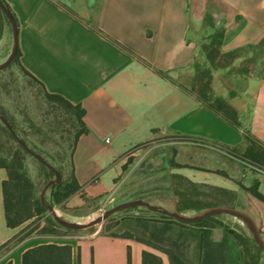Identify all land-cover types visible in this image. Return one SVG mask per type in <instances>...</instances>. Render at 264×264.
I'll return each mask as SVG.
<instances>
[{
  "label": "crops",
  "instance_id": "1",
  "mask_svg": "<svg viewBox=\"0 0 264 264\" xmlns=\"http://www.w3.org/2000/svg\"><path fill=\"white\" fill-rule=\"evenodd\" d=\"M6 1L17 19L21 63L48 91L85 109L89 130L72 154L80 193L177 208L174 188L184 177L236 191L264 236V200L236 182L249 186L258 180L264 195V169L250 170L240 158L249 144L244 131L264 142V68L250 62L247 75L227 74L230 67L213 71L214 93L238 111L240 127L178 82L180 75L194 73L204 28L205 35L224 28V52L262 42L264 0ZM206 12L212 25L204 24ZM244 55L254 56L244 52L232 65L244 66ZM7 177L0 166V246L19 231L6 219ZM163 189L171 195L151 200ZM82 202L80 196L68 199V205ZM146 215L117 224L116 233L16 244L0 255V264H22L23 252L43 242L70 244L72 264H144V251L171 264L167 253L144 240L186 264H240L243 258L226 225L240 230L224 219V225L195 226Z\"/></svg>",
  "mask_w": 264,
  "mask_h": 264
},
{
  "label": "trees",
  "instance_id": "2",
  "mask_svg": "<svg viewBox=\"0 0 264 264\" xmlns=\"http://www.w3.org/2000/svg\"><path fill=\"white\" fill-rule=\"evenodd\" d=\"M2 1L5 3V5L9 8L13 16L15 17V14L12 11L9 3L6 0ZM6 22L9 23L10 21L0 8V39L4 33ZM204 24H213L211 13L206 12L204 16ZM223 36L224 28H217L214 31L207 33L202 38L201 44L199 46L200 55L196 57V59L192 63V67L195 70L194 88L190 89L183 85L182 86L189 92L194 93L206 106H208L214 112L222 115L232 125L240 127L238 111L224 97L215 95L213 91V71L219 68L230 67L227 74L238 73L247 75L250 71L249 65L248 67H245V65L235 67L232 65V61L236 56L242 55L248 49H257L264 42V40L258 45H247L231 51L224 52L221 50ZM20 56L21 49L18 46L16 55L11 63L17 64L25 75L35 80L42 87L45 96L48 98V100L59 102L63 107H68L75 111L76 118L80 126L79 130L75 133L76 145L80 135L88 132L89 130L83 120L85 109L80 103L74 104L63 95L48 91L44 83L40 81L27 68L24 67V65L20 61ZM253 57H245L244 60H246V63H250L254 60ZM7 119L10 121L13 128L17 132L12 121L9 118ZM0 125L13 139H15L2 121L0 122ZM244 139L248 141L249 144L245 149V155H240V158L242 160H251L256 163L258 167L264 169V142L253 136L248 131H244ZM15 141L17 142L16 139ZM25 152L28 153L17 142L15 149L9 152L6 157L0 156V166L4 167L8 173V177L3 182L4 204L6 210L7 223L9 226L12 227L19 226L24 221L30 218L39 217L46 210V208L48 209V207L42 202V199L38 198L35 194L34 182L28 175L23 161ZM42 165L48 170L49 174H54V172L48 169L47 166H45L44 164ZM57 169L61 172L59 168ZM181 179H185L190 186H200L203 187L205 190L202 192L193 191L190 189V187H182L180 183L177 182L176 187L174 188V192L176 195L180 196V200H178V207L180 208V210L183 209V207H189L187 206L189 205V202L196 203L197 205L195 207L201 210L212 205L232 206L233 204L231 202L237 199V193L232 189L205 183L193 182L184 177H181ZM236 182L240 185V187H242L246 191L252 193L259 199L264 200V195L259 191L258 188V180H254L252 185L249 186L245 185L241 181ZM50 188L51 201L55 203H61L62 201L66 200L71 194L81 190L82 185L76 178L72 166V171L69 177L65 179L62 176V179L59 182L53 184ZM189 195L190 197H188L187 199L186 197ZM158 216L163 219L174 220L182 224H190L195 226L224 225L223 221L218 215L207 216L201 220L192 223H185L161 213H158ZM112 217L113 215L109 218ZM48 223L51 226H61L54 220V218H49ZM226 228L236 240V242L242 246L243 258L240 264H261L260 256L264 253H262L263 251L258 247L253 237L252 243L260 253L253 251V247H250L249 245V239L242 232L232 229L228 225H226ZM49 232L53 231L50 230ZM17 236L18 234L13 236L8 241L4 242L0 246V251L8 247L10 244L14 243ZM124 236L128 235L124 234ZM144 241L167 253L170 258L171 264H186L178 255H176L170 249L158 246L149 240ZM143 259L144 264H163L160 256L148 251L143 252ZM5 264L13 263L10 260ZM22 264H72V246L68 243H40L38 245L27 248L23 252Z\"/></svg>",
  "mask_w": 264,
  "mask_h": 264
},
{
  "label": "rangeland",
  "instance_id": "3",
  "mask_svg": "<svg viewBox=\"0 0 264 264\" xmlns=\"http://www.w3.org/2000/svg\"><path fill=\"white\" fill-rule=\"evenodd\" d=\"M204 31L208 32V28H204ZM199 32L202 34L203 29H200ZM205 33L202 34V37L205 36ZM12 47L13 31L11 23L6 22L4 33L0 39V62L8 57ZM245 53L254 55V60L252 62L255 68H264V42L257 49H248ZM245 62L246 60L243 62L244 65H250V63ZM194 78L195 70L192 75L191 73L180 75L178 82L187 88L193 89ZM213 83L214 75L212 85ZM0 111L12 121L17 130V134L21 138L56 168H59L65 179L69 177L72 171L71 160L75 148V133L80 128L73 109L68 107L65 108L59 102L48 100L42 87L35 80L25 75L17 64L10 63L7 67L0 70ZM16 145L17 142L15 139H13L0 125V156L6 157L9 152L15 149ZM245 149L240 152V155H245ZM23 161L28 175L34 182L35 194L41 199L44 185L49 179L54 177V174H49L48 170L43 167L41 162L29 153H24ZM243 161L244 166L250 170H255L254 167H258V165L251 160L244 159ZM178 182L182 187H190L193 191L202 192L205 190L200 186H190L185 179L180 178ZM253 182L254 180L251 181L249 185H252ZM50 187L44 194L45 203L52 204L56 208L58 215L75 222H89L117 203L128 201H120L121 199L113 198L114 195L103 197L85 196L84 193H80L79 190L71 194L61 203H55L51 201ZM134 190L136 189H133V191ZM159 192H161L160 197L151 195V200H163L171 195L167 189L158 190L156 193L159 194ZM79 196L82 197V203L68 205V199L72 197L78 198ZM174 196L177 200H180V196L176 195L175 192ZM188 197H190V195L186 198L188 199ZM231 203L233 204L232 206L241 209L245 208L238 199L233 200ZM167 204L168 205L163 204L160 206H165L169 209H172L174 206L172 203ZM196 205L197 204L194 202H189V205H187L189 207H183L181 210L186 213H195L200 210L195 207ZM177 208L180 210L179 207ZM153 212L154 211L145 206L129 207L114 213L112 218H107L93 226L82 229H70L63 226H51L48 223V219H53V216L51 211L46 208L41 216L30 218L18 226V236L14 243L3 249L0 255L4 254L5 251L9 250L12 246L23 242H40L52 238L70 239L82 233H116V229H118L116 227L117 224L127 222L135 217L148 216L146 214ZM154 213L158 214V212ZM218 216L230 222L234 227L240 230L249 239V245L253 247V251L260 253L252 243V234L242 220L224 213ZM50 230L53 232H49ZM262 262L264 263V261Z\"/></svg>",
  "mask_w": 264,
  "mask_h": 264
},
{
  "label": "water",
  "instance_id": "4",
  "mask_svg": "<svg viewBox=\"0 0 264 264\" xmlns=\"http://www.w3.org/2000/svg\"><path fill=\"white\" fill-rule=\"evenodd\" d=\"M0 8L5 13L7 18L9 19L13 31V47L8 55V57L0 62V70L7 67L14 59L16 55V51L18 48V24L13 16L12 12L9 10V8L5 5V3L0 0ZM0 120L3 122V124L6 126V128L10 131L12 136L17 140V142L32 156H34L38 161H40L42 164L47 166L48 169L54 172V177L49 179L46 184L44 185L41 193V199L42 202L48 207V209L51 211L52 216L54 220L59 223L61 226L70 228V229H82L87 228L90 226H93L99 222H102L103 220L109 218L114 213L126 209L129 207H136V206H145L148 209L158 212L161 214L168 215L170 217H173L174 219H177L179 221L185 222V223H192L198 220H201L207 216L212 215H219V214H229L231 216L237 217L242 222L245 223L248 230L251 232L252 237L254 241L257 243L258 247L264 252V236L259 229L255 219L252 217V215L247 212L244 209L235 207V206H229V205H212L208 206L206 208H203L195 213H186L181 210H179L176 207H173L172 209L153 204L143 198H135L128 201L117 203L116 205L110 207L106 211L102 212L100 215L95 217L89 222H75L68 219L63 218L62 216L58 215L56 208L52 204L45 203L44 200V194L46 190L52 186L53 184L59 182L62 179L61 172L52 164L50 163L44 156H42L40 153L36 152L23 138H21L15 129L13 128L10 121L7 119V117L0 111Z\"/></svg>",
  "mask_w": 264,
  "mask_h": 264
}]
</instances>
